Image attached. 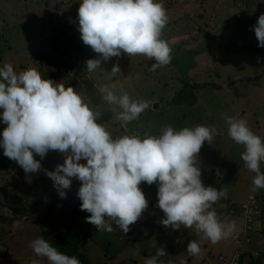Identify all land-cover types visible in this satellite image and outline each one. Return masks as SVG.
<instances>
[{
  "label": "rangeland",
  "instance_id": "obj_1",
  "mask_svg": "<svg viewBox=\"0 0 264 264\" xmlns=\"http://www.w3.org/2000/svg\"><path fill=\"white\" fill-rule=\"evenodd\" d=\"M76 1L79 0H0V68L11 64L18 74L27 70L39 46L54 40L65 56L64 61L71 59L77 66L68 72L64 61L57 62L59 69L55 68L58 70L49 73L47 79L66 89L72 87L84 103L100 114L96 122L114 139L124 135L159 136L169 125L177 131L198 125L215 128L211 142H205L196 156L201 174L208 176L202 183L226 192L227 196L243 198L245 192L241 190L253 181L254 172L241 159L244 147L229 137L225 117L243 118L250 130L264 141V48L258 47L251 30L264 14V0H155L165 9L166 6L172 8L166 10L168 22L161 33V39L164 38L174 54L172 70L163 66L152 70L154 59L122 54L102 62L100 69L92 72L86 70L85 62L98 58V54L80 39V4L75 6ZM184 10L189 17L184 16ZM196 34L204 35L206 44L215 46L211 51L199 46L197 56L185 60L176 46L185 37ZM115 63L122 76L114 82L109 73ZM143 63L149 66L140 67ZM22 65L27 68L21 69ZM197 73L200 78H194L195 82L215 79V83L210 81L209 84L213 82L217 90L198 92V103L193 108L169 105L173 95L183 87L179 78L191 79ZM241 78L249 81H240ZM83 80L92 83V87L85 91ZM113 83L111 90L116 95L127 93L133 101L150 105L125 127L115 118L121 109L107 104L100 91ZM5 127L2 124L0 133ZM34 158L40 160L35 154ZM40 162L39 172L26 174L15 161L5 157L0 148V264H50L47 258L38 257L29 245L40 236L52 244L59 240L61 233L78 237L76 249L80 257L90 260L91 264H146V259L155 256L158 248H163L167 254L159 257L158 264H217L221 244H225L223 250L229 253H233L235 247L250 250L256 246L251 236L258 232L252 228L250 233L239 236L236 245L230 237L213 244L195 226H181L176 230L163 226L160 221L165 216L154 199L156 183L139 185L148 207L126 234L111 221L113 232L97 231L86 222L90 214L80 210L78 180L73 178L70 189L65 190L75 194L69 196V202L54 201L60 196L44 170L53 171L63 164V154L50 150ZM1 163L7 167H1ZM208 169L215 172L209 174ZM261 172H264L263 163ZM238 200L235 206L242 208L245 201ZM209 210L217 212L221 221L228 208L223 204L218 209L213 204ZM261 227L259 234L264 236L263 225ZM69 238L73 242L72 237ZM191 240H196L200 246L197 255L187 252ZM63 241L67 243L64 238ZM263 242L264 238L261 247Z\"/></svg>",
  "mask_w": 264,
  "mask_h": 264
},
{
  "label": "clouds",
  "instance_id": "obj_2",
  "mask_svg": "<svg viewBox=\"0 0 264 264\" xmlns=\"http://www.w3.org/2000/svg\"><path fill=\"white\" fill-rule=\"evenodd\" d=\"M167 22L166 9L155 0H81L78 8L80 39L98 54V58L85 62L86 70L96 71L102 62L122 54L154 59L152 70L169 64L172 50L161 39ZM251 30L258 47L264 48V14L258 17ZM109 74L114 82L122 76L118 63L113 64ZM114 86V83L106 85L100 91L107 104L121 109L115 118L125 127L150 105L145 101H133L127 93L116 95L111 90ZM112 110L115 112V108ZM99 117L100 114L84 103L72 87L66 89L44 79L35 69L18 74L11 64L0 68V123L6 125L0 133V148L4 156L28 174L41 170L40 161L50 150L63 154V164L53 171L44 170L45 175L53 181L61 199L66 197L65 190L70 189L73 178L80 182L77 192L80 210L90 214L86 222L94 225L97 231L113 232L109 221L125 234L130 230V225L137 222L148 207L139 187L143 182L158 185L157 207L165 216L160 221L163 226L173 230L195 226L213 244L232 235L234 222L226 226L215 211L209 210L217 201L226 198L227 193L205 186L196 162L202 145L211 142L215 128L198 125L177 131L169 125L159 136L124 135L114 139L96 122ZM225 119L229 137L244 147L242 161L256 173L249 199H256L257 210L254 211L259 214L250 218L243 207L232 204L223 213L228 219L238 217L242 220L241 233L244 235L250 233L256 223L264 224V172H261L264 141L250 130L243 118ZM34 154L40 160L35 159ZM82 160L86 163H80ZM231 238L237 241L239 235ZM29 247L38 257L47 258L50 264H80L77 257L58 251L41 236ZM260 249H238L230 258L240 252L245 264H259L264 242ZM187 252L200 253L196 240L188 242ZM254 254L259 256L258 260H252ZM164 255H167L164 249L158 248L155 256L146 259V264H158L159 257ZM216 258L222 264L231 260L224 255Z\"/></svg>",
  "mask_w": 264,
  "mask_h": 264
},
{
  "label": "trees",
  "instance_id": "obj_3",
  "mask_svg": "<svg viewBox=\"0 0 264 264\" xmlns=\"http://www.w3.org/2000/svg\"><path fill=\"white\" fill-rule=\"evenodd\" d=\"M80 2H81V0L76 1L74 5L77 6L80 4ZM170 9H172V8H170V6H168V7L166 6V10H170ZM184 16L189 17V14H187L185 12V10H184ZM180 20H182V19L180 18ZM163 40H164V38H163ZM199 46L205 47L206 49L211 51L215 45L211 46L209 43L206 44L205 36L200 35V34H196V35H191V36H188V37H185L184 39H182V41H180V43L176 46V48L180 49L182 57L185 60H189L190 57L197 56ZM172 52H171V55H172L171 62L169 64L163 66V67L171 69V67L174 66V63H175L173 60L174 54H172ZM64 59H65L64 54H62L61 49L58 48V45L54 40H53V43H49V44L48 43L47 44L42 43L39 46V48L37 49V51L34 53V55L32 56V60L30 62L31 65H28V69L37 70L41 74L42 78L47 79L49 73H54L56 70L59 69L57 66V62L62 63V61H64ZM24 66H26V65H22V66H20V68L21 69L27 68ZM148 66L149 65L145 64V63L140 64V67H143V68H147ZM55 68H58V69H55ZM141 71H144V70H141ZM206 74H208V72H206ZM198 77L200 78V74H198V73L196 74V76L191 77V79H189L185 76L180 77L179 83L181 82L183 87L173 95L169 105L193 108L198 103V95H197L198 92H200L202 90H209V89L211 91L217 90L218 87L213 86V84L215 83V79L210 80V81L214 82V83L212 82L210 85L209 84L210 81L209 82H195L196 79H194V78H198ZM207 78L210 79L211 77L207 76ZM241 80L249 81V79H247V78H241L240 81ZM134 101H136V99ZM2 124L3 123H0V127L2 126ZM1 167L6 168L7 165H5L4 163H1ZM259 190H262V189H259ZM31 194L33 195L34 193H31ZM69 196L74 197L75 194L72 195V193H69V194L66 193L65 198L61 199L59 197L60 199L57 198L54 201L56 202L57 200H59V201L61 200L62 203H64V202L66 203V202H69ZM77 201H78V197H77ZM218 204L219 203L216 202L214 205L217 207ZM225 205L228 206V205H230V203L227 202V203H225ZM61 234L62 235L59 234L60 238L58 241L54 240L52 242V246L56 247L58 251L66 254L68 256L77 257L80 261V264H91L90 260H86L84 258H81L79 255V252L76 249V243L79 244L77 241L78 237L76 235H72V234L69 235L70 237H72V240H73V242H72L71 239L69 238V236L65 235L67 233H61ZM63 238L67 241V243L63 241ZM260 260H261V262L259 264H264V254Z\"/></svg>",
  "mask_w": 264,
  "mask_h": 264
},
{
  "label": "crops",
  "instance_id": "obj_4",
  "mask_svg": "<svg viewBox=\"0 0 264 264\" xmlns=\"http://www.w3.org/2000/svg\"><path fill=\"white\" fill-rule=\"evenodd\" d=\"M215 172V170L213 169V170H209L208 169V173L210 174V173H214ZM255 174L256 173H253V177L255 178ZM208 179V176L206 177V175H203V174H201V180H203V181H206ZM252 184H253V181H251V182H249V184H248V187L246 188V189H243V190H241V191H243V192H245V194L243 195V198L241 197V201H245V202H242V203H247V201H248V199H249V197H250V195L252 194V192H253V187H252ZM158 188V187H157ZM157 192V191H156ZM155 192V204H156V207H157V203H158V201H157V193ZM239 197V198H240ZM238 198V199H239ZM236 197H234L233 195H230V196H227L226 197V199L225 198H223V199H221V200H219V201H217L219 204H218V206H217V208L219 209V207L220 206H223V204H225V203H230V204H232V205H234L235 206V204L237 203V200H238ZM240 200H238V201H240ZM262 200H264V195H263V197H262ZM239 204H241V203H239ZM152 209H153V211H154V209H155V207L153 206V203H152ZM217 213V212H216ZM218 215V214H217ZM238 218V217H237ZM239 219V218H238ZM221 222L222 223H224L226 226L228 225V224H230V223H233L234 222V224H235V228H234V230L232 231V235L231 236H233V235H239V236H243V234L241 233V227H242V225H243V222H242V220L241 219H239V221L238 220H236V219H234V217H232V218H226V217H223V220H221ZM262 224L261 223H256L255 224V226H254V228H253V231H256V232H258V233H253V235L251 236V240H253L254 241V243L256 244V246L255 247H253L252 249H250V250H257V251H260L261 249H260V243H261V239H262V237H261V234H259L260 232H261V226ZM264 225V224H263ZM262 233H263V230H262ZM231 236H228V237H230V239H231V241L232 242H234V243H236V245H237V241H234V240H232V238H231ZM224 245L225 244H221V246H222V250L220 249L219 251H221V253L219 254V255H224V256H227V258L229 257V256H231L235 251H237L238 250V248H236L235 247V249H234V251H233V253H229V252H226V251H224L223 250V248H224ZM215 263H217V264H222V263H220L218 260H215Z\"/></svg>",
  "mask_w": 264,
  "mask_h": 264
},
{
  "label": "built area",
  "instance_id": "obj_5",
  "mask_svg": "<svg viewBox=\"0 0 264 264\" xmlns=\"http://www.w3.org/2000/svg\"><path fill=\"white\" fill-rule=\"evenodd\" d=\"M256 204H257L256 199L254 197L250 198L249 203L243 206L242 208L245 215H247L250 218L254 215H258L259 212L254 211L256 209ZM251 257L253 261L258 260L259 258L257 254L251 255ZM223 260H224L223 257H221L220 261H223ZM227 264H245L242 253L236 252L234 256L232 257V259Z\"/></svg>",
  "mask_w": 264,
  "mask_h": 264
},
{
  "label": "water",
  "instance_id": "obj_6",
  "mask_svg": "<svg viewBox=\"0 0 264 264\" xmlns=\"http://www.w3.org/2000/svg\"><path fill=\"white\" fill-rule=\"evenodd\" d=\"M64 66L66 67L68 72H72V71H74V69L76 68L77 65L72 60L68 59V60L64 61ZM83 85H84L85 91L92 87V83H90L87 80H85L83 82Z\"/></svg>",
  "mask_w": 264,
  "mask_h": 264
}]
</instances>
